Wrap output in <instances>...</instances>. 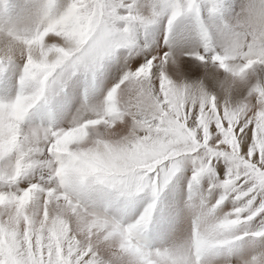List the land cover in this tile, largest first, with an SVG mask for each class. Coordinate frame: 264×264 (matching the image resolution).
<instances>
[{"label":"snow or ice","instance_id":"snow-or-ice-1","mask_svg":"<svg viewBox=\"0 0 264 264\" xmlns=\"http://www.w3.org/2000/svg\"><path fill=\"white\" fill-rule=\"evenodd\" d=\"M0 264H264V0H0Z\"/></svg>","mask_w":264,"mask_h":264}]
</instances>
